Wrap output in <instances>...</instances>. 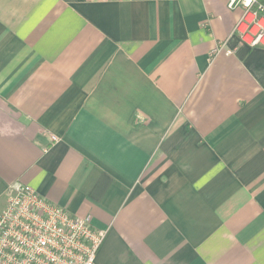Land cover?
<instances>
[{"label": "crops", "instance_id": "1", "mask_svg": "<svg viewBox=\"0 0 264 264\" xmlns=\"http://www.w3.org/2000/svg\"><path fill=\"white\" fill-rule=\"evenodd\" d=\"M228 2L0 0V212L20 181L91 216L94 264H264V47Z\"/></svg>", "mask_w": 264, "mask_h": 264}, {"label": "built area", "instance_id": "2", "mask_svg": "<svg viewBox=\"0 0 264 264\" xmlns=\"http://www.w3.org/2000/svg\"><path fill=\"white\" fill-rule=\"evenodd\" d=\"M241 7L234 32L251 47H264V1L229 0ZM104 233L90 215H71L30 185L8 186L0 212V264H94Z\"/></svg>", "mask_w": 264, "mask_h": 264}, {"label": "trees", "instance_id": "3", "mask_svg": "<svg viewBox=\"0 0 264 264\" xmlns=\"http://www.w3.org/2000/svg\"><path fill=\"white\" fill-rule=\"evenodd\" d=\"M262 1H264V0H262Z\"/></svg>", "mask_w": 264, "mask_h": 264}, {"label": "water", "instance_id": "4", "mask_svg": "<svg viewBox=\"0 0 264 264\" xmlns=\"http://www.w3.org/2000/svg\"><path fill=\"white\" fill-rule=\"evenodd\" d=\"M22 120V119H21Z\"/></svg>", "mask_w": 264, "mask_h": 264}]
</instances>
